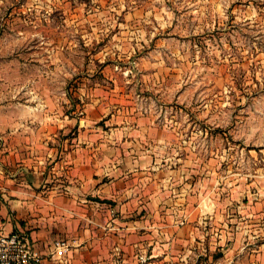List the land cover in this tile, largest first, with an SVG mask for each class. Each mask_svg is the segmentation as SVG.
I'll use <instances>...</instances> for the list:
<instances>
[{
	"label": "rangeland",
	"instance_id": "rangeland-1",
	"mask_svg": "<svg viewBox=\"0 0 264 264\" xmlns=\"http://www.w3.org/2000/svg\"><path fill=\"white\" fill-rule=\"evenodd\" d=\"M6 97L140 113L163 190L204 196L206 264H264V0H0Z\"/></svg>",
	"mask_w": 264,
	"mask_h": 264
},
{
	"label": "crops",
	"instance_id": "crops-1",
	"mask_svg": "<svg viewBox=\"0 0 264 264\" xmlns=\"http://www.w3.org/2000/svg\"><path fill=\"white\" fill-rule=\"evenodd\" d=\"M44 103L0 100V233L20 232L38 264L208 262L204 196L163 190L152 153L167 145L141 143L156 129L140 127V113L109 130L96 125L106 115L96 123ZM56 239L70 244L62 256Z\"/></svg>",
	"mask_w": 264,
	"mask_h": 264
},
{
	"label": "built area",
	"instance_id": "built-area-1",
	"mask_svg": "<svg viewBox=\"0 0 264 264\" xmlns=\"http://www.w3.org/2000/svg\"><path fill=\"white\" fill-rule=\"evenodd\" d=\"M53 248L64 255L70 248L68 241L56 239ZM40 256L33 245L20 233H0V264H38Z\"/></svg>",
	"mask_w": 264,
	"mask_h": 264
}]
</instances>
